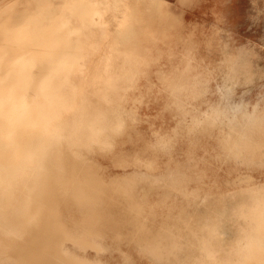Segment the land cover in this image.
I'll return each instance as SVG.
<instances>
[{
  "label": "bare ground",
  "instance_id": "bare-ground-1",
  "mask_svg": "<svg viewBox=\"0 0 264 264\" xmlns=\"http://www.w3.org/2000/svg\"><path fill=\"white\" fill-rule=\"evenodd\" d=\"M165 2L0 0V264H138L136 255L161 264H264L259 187H247L252 202L231 214L240 228L236 241L229 239L233 244L215 241L222 222L214 221L199 229L207 231L199 241L200 256L190 263L181 256L187 252L184 232L198 235L184 223V203L213 189L224 192L208 183V171L226 166L230 173L235 163L264 168L260 104L216 105L203 115L182 107L192 123H178L172 135L150 143L134 134L135 104L143 98L135 100L132 93L140 77L151 76L152 65L165 57L172 62L158 74L177 100L183 95L199 100L207 86L202 74H190L195 39L178 35L183 28L168 19ZM105 39L110 41L99 69L104 74L90 80L82 73L91 69L84 65L87 55ZM181 58L186 66L175 65ZM230 63L233 82L241 72L251 80L244 58ZM217 125L227 126L226 135L213 149L202 145L196 133L210 135ZM128 136L131 151L120 152ZM182 140L190 163L185 171L187 166L174 162ZM97 155H114L119 167L134 171L107 180L92 158ZM199 156L206 159L205 173L199 172ZM156 172L168 193L151 201L138 187ZM229 178L227 185L235 186Z\"/></svg>",
  "mask_w": 264,
  "mask_h": 264
},
{
  "label": "rangeland",
  "instance_id": "rangeland-1",
  "mask_svg": "<svg viewBox=\"0 0 264 264\" xmlns=\"http://www.w3.org/2000/svg\"><path fill=\"white\" fill-rule=\"evenodd\" d=\"M164 1H166L168 19H177L179 27L183 28L178 31V35L195 39L193 42L196 44L193 46L195 48V61L190 74H197V72H199V75L202 74L200 78L203 80L206 77L203 81L206 82L207 86L204 91L202 90L199 100H190L185 95L180 100H177L172 92L164 86L158 74L162 67L171 68L172 62L165 57L159 63L152 65L150 70L148 69V74L151 76L140 77L138 87L132 93L135 100L139 97L143 98L142 101H138L135 104L138 121L134 134L136 132L144 141L150 143L156 142L162 136L172 135L174 129L181 125L178 123L187 125L192 123H189L192 120L190 116H187V119L183 117L182 107L190 109L193 115L198 113L203 115V112H208L212 106L216 105L226 108L229 103L248 104L251 109L253 105L260 104V107L264 109V0ZM107 40L102 41V45L96 51L90 52L87 55L85 64L83 63L88 68H91L82 72L90 80H94L96 75L104 74V72L100 73L99 69L102 64L100 63L102 54L108 47L105 44L110 41ZM207 40H213L212 46L207 44ZM176 41L178 40L176 39ZM156 46L158 48L167 47L161 43H157ZM189 47L179 46V49L185 50ZM239 57L247 61L253 76L250 77L251 80L242 72L236 81L233 82L231 79V66L233 63L230 62L233 58L238 59ZM181 60L183 58L175 60V65L186 66L188 60ZM252 66L254 67L251 68ZM229 86L232 87L230 91H228ZM92 88H95V86H92ZM183 119L186 121H183ZM222 126L221 130L220 125H217L212 130L213 133L208 134L209 136L204 131L200 134L197 132L196 138L201 139L202 145L208 143L209 147L213 149V147L217 146V140L225 136L228 131L226 125ZM159 135L161 136L159 137ZM177 144L174 162L187 166L184 171L188 170L190 163L186 165V157L184 156L187 142L182 140ZM131 145V136H128L122 141L119 151L129 152L131 151ZM199 155H202V151H200ZM92 158L101 168L102 175L107 180L118 179L134 171L133 167L125 169L119 167L115 162L114 155H97L92 156ZM158 162L160 165H163V163L167 164L164 158H158ZM197 162L199 164V172L202 173L201 171H204L205 173L204 169L207 168L206 159L199 156ZM208 173V183L223 186L222 190L224 192L217 194L218 192L213 189L211 192L215 193H201L196 202L184 203L186 206L184 223L190 222L195 229H198L197 236H193L189 231H185L183 234V242L186 245L187 252L182 253L181 256H186L185 259L189 263L194 262L195 258L200 256L199 241L207 236V231L199 232V229L201 230V228L211 222H222L219 227L221 231L217 235L219 237L215 238V241L217 240L222 247H224L223 245L228 247L229 244H233L236 241L235 238L240 236V231L237 232L240 228L238 229V225L232 215L235 216L234 212H237L242 205L252 202L246 192L247 187L264 188V168L247 169L235 163L234 169L230 173L226 171V166H223L217 172L215 170L213 173L209 171ZM247 175L251 178L250 182L243 179ZM158 177L159 174L156 172L148 180H142L138 187L139 194L147 192L151 201H153L164 193H168L167 190L161 187L163 183L157 181ZM229 177L236 181L235 186L227 185ZM175 203H181V201L176 198ZM234 204L236 205L234 206ZM232 206H234L235 211ZM234 224L237 226L235 227ZM183 225L185 229L186 225ZM229 239L233 242H230ZM131 251L138 252L136 248H131ZM136 257L139 258L138 264H161L144 256L141 258L136 255Z\"/></svg>",
  "mask_w": 264,
  "mask_h": 264
}]
</instances>
